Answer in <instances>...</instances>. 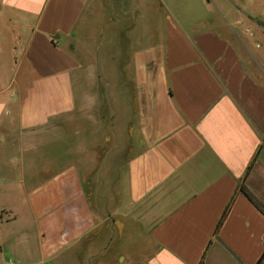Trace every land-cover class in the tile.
<instances>
[{"label":"crops","instance_id":"obj_1","mask_svg":"<svg viewBox=\"0 0 264 264\" xmlns=\"http://www.w3.org/2000/svg\"><path fill=\"white\" fill-rule=\"evenodd\" d=\"M262 23L264 0H0V168L14 173L15 149L58 117L95 111L48 191L41 259L19 262L106 264L135 224L137 264H258L264 214L248 195L264 206V76L234 37L264 42ZM86 31L88 58L105 55L102 118L77 89Z\"/></svg>","mask_w":264,"mask_h":264},{"label":"rangeland","instance_id":"obj_2","mask_svg":"<svg viewBox=\"0 0 264 264\" xmlns=\"http://www.w3.org/2000/svg\"><path fill=\"white\" fill-rule=\"evenodd\" d=\"M262 24L264 27V23ZM98 25L95 27H101V29L95 32V36L96 43L100 44V41L103 40V20L99 21ZM244 34L249 40L247 44L243 39ZM240 36L237 39L234 37L235 41L248 59L253 72L257 76L263 77L264 70L259 66L257 58L261 55L264 57V42L251 29L241 33ZM241 38L245 44L240 40ZM87 42L86 31L83 39L85 55H81L84 69L79 75L77 89L84 92L83 101L85 104L95 102L97 97L96 102L100 105L98 113L102 118L105 104L102 94L105 86L103 80L105 55L102 52V47L100 48L101 54H98L99 47L97 46L96 54H92L88 58L86 54ZM89 87L97 88L99 94L94 95V92L91 91L92 94L89 95ZM94 113V110L89 111L85 108L58 117L57 120H62V123H57L55 120L51 122L47 131L37 139L31 150L22 155L19 149H15L16 170L14 173H7L0 168V264H21L19 259H23L22 254L25 249L31 251L27 256V262L32 259V261L41 259L38 222L54 214V208L48 211L51 204L48 191L54 184L56 185L58 179L66 178L71 170L73 130L81 128L82 125L86 130L87 120L93 119ZM73 120L76 122L73 123ZM83 143L87 146L88 141L85 140ZM5 178L8 179L7 182H4ZM86 196H88L87 191ZM28 235L30 236L28 237ZM117 240L112 254L106 256V264H137L144 259L145 256L142 253H145L146 241L143 239L139 225L129 224V227L127 226V229ZM117 253H121V257L120 255L115 256ZM48 264L57 263L53 260Z\"/></svg>","mask_w":264,"mask_h":264},{"label":"trees","instance_id":"obj_3","mask_svg":"<svg viewBox=\"0 0 264 264\" xmlns=\"http://www.w3.org/2000/svg\"><path fill=\"white\" fill-rule=\"evenodd\" d=\"M241 191L244 192V193H246V194L248 195V193H247V191H246L244 185L241 186ZM248 196H249V198L253 201V203H254V204H255V205L261 210V212L264 214V206L261 205V204H259V203H258V202H257L252 196H250V195H248ZM230 206H231V205H229V207L227 208V210H226L225 213L223 214V216H222V218H221V220H220V222H219L218 227H220V226L222 225L223 221L225 220V217H226V215H227L228 210L230 209ZM263 259H264V255L261 257V259L259 260L258 264H261L262 261H263Z\"/></svg>","mask_w":264,"mask_h":264}]
</instances>
